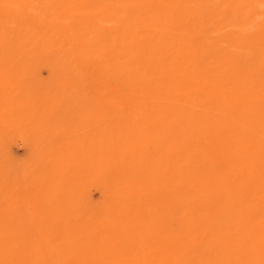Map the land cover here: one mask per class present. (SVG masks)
Returning a JSON list of instances; mask_svg holds the SVG:
<instances>
[{
	"label": "rangeland",
	"instance_id": "374dc122",
	"mask_svg": "<svg viewBox=\"0 0 264 264\" xmlns=\"http://www.w3.org/2000/svg\"><path fill=\"white\" fill-rule=\"evenodd\" d=\"M73 1L103 8V19L110 15L113 3L119 17L128 11L133 22L141 24L143 18L153 23L156 16L165 22L173 16V24L162 35L145 27L140 29L141 36H129L131 50L122 57L138 72H131L133 80L150 68L158 85L167 83L175 74L163 67L177 63L174 32H183L190 48L180 52L178 64L192 62L206 77L205 91L198 84L190 89L199 116L154 124L152 135L137 132L127 115L108 111L103 121L97 118L94 103L101 87L95 71L50 63H0V229L4 230L0 241L13 240L15 232L9 229L26 223L78 224L91 211L105 209L112 193L118 200L123 185L137 184L146 196L156 231L167 228L174 236L164 241L173 263L185 253L191 264H262L248 230L254 225L249 218L260 202L246 178L250 170L231 169V162L222 159L228 151L219 156L212 140L235 135L240 147L255 151L251 160L264 143V0H171L176 7L178 3L174 12L161 0ZM73 1L62 3L68 6ZM182 11L191 16L187 21L177 20ZM52 12L32 23L48 28ZM142 36L164 47H138L133 41L140 42ZM58 55L54 52L53 57ZM110 77L119 81L123 73L117 71L105 79ZM156 91L164 93L158 87ZM211 120L229 126L215 131ZM108 154L114 156V164L105 162ZM242 155L239 150L237 158ZM100 159L101 177L97 173ZM112 186L118 187L117 192Z\"/></svg>",
	"mask_w": 264,
	"mask_h": 264
},
{
	"label": "bare ground",
	"instance_id": "6f19581e",
	"mask_svg": "<svg viewBox=\"0 0 264 264\" xmlns=\"http://www.w3.org/2000/svg\"><path fill=\"white\" fill-rule=\"evenodd\" d=\"M59 1L0 0V63L7 66H14L16 63L34 65L50 63L95 71L101 87L94 103L98 109L97 113L95 112L97 118L100 122L103 121L108 111L119 116L127 115L131 118V128L137 132L151 133L157 128L154 124H168L176 117L195 118L199 116L195 108L196 100L190 89L198 84L203 85L202 90L205 91L206 77L202 74L200 67L192 62L188 65H179L182 60L180 52L190 48L188 42L182 39L183 32H174V36L177 37L179 64L177 61L173 65H164L163 71H172L175 74L167 83L164 82L165 85L162 84L163 82L158 85L157 81L152 79L148 72L150 68L147 72L139 69L141 73L136 75L139 78L136 79L137 81L133 80L132 78L138 72H135L136 68L135 70L129 68L122 57L125 52L131 50L130 38L139 36L141 28H153L155 32H151L153 34L163 33L173 24L172 21L175 19L173 16L167 18L166 22L162 16H156L153 23L143 18L141 24L140 20L133 22L134 19L128 11H124V16L119 17L117 7L113 3L108 10L110 15L103 19L101 15L105 10L99 6L91 8L89 1L77 4L71 0L73 2L68 6L67 3L63 4L62 0ZM160 3L170 12L176 11L178 7V3L176 7L171 0H161ZM56 7H59V10L54 11ZM48 10L53 11L49 16L50 26L46 29L37 28L35 22L43 21ZM190 17L186 11H182V15L177 17V20L187 21ZM32 21L35 22L32 23ZM139 39L140 42L133 41L137 42L138 47L147 48L150 45L157 49L164 47L157 40H145L144 36ZM54 52L59 54L58 57H53ZM117 71L123 73L122 80L116 81L111 77L105 79L108 74H115ZM131 72H134V75ZM8 73L10 74V72L5 74ZM126 76L129 77L125 78ZM157 87L159 91L164 90V93H157ZM85 107L88 110V105ZM210 125L215 131H225L229 126L217 120H211ZM118 126L123 127L119 123ZM236 139L235 135H229L226 139L220 136L214 137L212 141L217 144L214 151L219 156L228 151L222 159L226 158L224 160L228 159L227 162H231V169H239L242 173H245L247 169L250 170L246 178L252 181L254 192L259 196L260 202L255 213H252L253 215L249 218L253 220L254 225L248 230L254 239L253 245L259 253L260 262L264 264V143L259 145L256 158L251 160L249 158L255 154V151L249 146L240 147ZM239 150L243 153L242 159L237 158ZM113 157L112 154H108L105 162L111 163L112 160L114 164ZM102 162L101 159L98 162L99 177L103 175L101 173ZM242 173L239 175L243 176ZM121 182V184L125 183L122 180ZM112 188L117 192V186H112ZM120 192L118 200L112 193L105 209L98 208L95 212L91 211L87 217L73 226L41 222L37 225L26 223L10 228L9 230L15 232L13 236H16L13 240L0 241V264H191L190 258L185 253H182L178 263L172 262L164 241L174 239V236L167 231V228L156 231L150 206L148 207L146 203V196L142 194V191L140 193L137 190V184L123 185ZM3 233L4 230L0 229V234ZM161 238L162 241H159Z\"/></svg>",
	"mask_w": 264,
	"mask_h": 264
}]
</instances>
